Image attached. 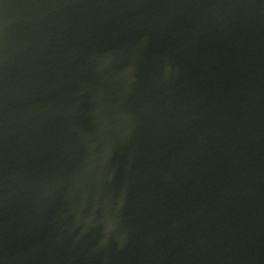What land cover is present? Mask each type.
Wrapping results in <instances>:
<instances>
[{"label": "water", "instance_id": "1", "mask_svg": "<svg viewBox=\"0 0 264 264\" xmlns=\"http://www.w3.org/2000/svg\"><path fill=\"white\" fill-rule=\"evenodd\" d=\"M0 264H264V0H0Z\"/></svg>", "mask_w": 264, "mask_h": 264}]
</instances>
